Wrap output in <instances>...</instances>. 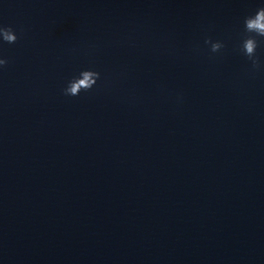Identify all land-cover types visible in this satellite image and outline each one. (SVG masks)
Here are the masks:
<instances>
[{"label":"water","instance_id":"water-1","mask_svg":"<svg viewBox=\"0 0 264 264\" xmlns=\"http://www.w3.org/2000/svg\"><path fill=\"white\" fill-rule=\"evenodd\" d=\"M256 4L0 0V264H264Z\"/></svg>","mask_w":264,"mask_h":264},{"label":"clouds","instance_id":"clouds-1","mask_svg":"<svg viewBox=\"0 0 264 264\" xmlns=\"http://www.w3.org/2000/svg\"><path fill=\"white\" fill-rule=\"evenodd\" d=\"M244 31L238 46V50L250 63L251 71L264 70V58L258 52L261 39L264 38V0H257L254 12L243 19ZM19 39L17 31L12 26L0 24V44L3 42L15 43ZM204 43L209 46L212 53H217L225 47L224 40L208 37ZM9 59L0 54V69L8 65ZM101 71L95 67L81 68L69 78L63 88L65 96H79L82 92L94 89L101 78Z\"/></svg>","mask_w":264,"mask_h":264}]
</instances>
